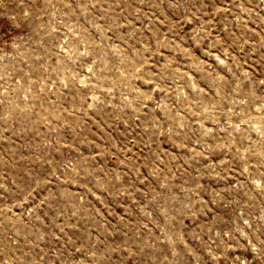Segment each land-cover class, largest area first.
<instances>
[{
  "label": "rangeland",
  "instance_id": "rangeland-1",
  "mask_svg": "<svg viewBox=\"0 0 264 264\" xmlns=\"http://www.w3.org/2000/svg\"><path fill=\"white\" fill-rule=\"evenodd\" d=\"M0 264H264V0H0Z\"/></svg>",
  "mask_w": 264,
  "mask_h": 264
}]
</instances>
